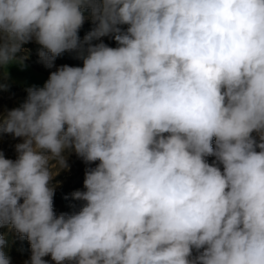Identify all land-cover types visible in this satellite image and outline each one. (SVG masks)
<instances>
[{
  "label": "clouds",
  "instance_id": "1",
  "mask_svg": "<svg viewBox=\"0 0 264 264\" xmlns=\"http://www.w3.org/2000/svg\"><path fill=\"white\" fill-rule=\"evenodd\" d=\"M32 41L46 68L83 66L0 114L22 138L0 151V227L27 239L25 264H264V0H0L5 77ZM73 152L98 163L57 215Z\"/></svg>",
  "mask_w": 264,
  "mask_h": 264
},
{
  "label": "rangeland",
  "instance_id": "2",
  "mask_svg": "<svg viewBox=\"0 0 264 264\" xmlns=\"http://www.w3.org/2000/svg\"><path fill=\"white\" fill-rule=\"evenodd\" d=\"M93 27L94 25L91 20L86 19L78 32L80 39L83 40L84 36ZM123 27L126 28L127 26ZM102 40L110 47L117 46L115 40L110 37H104ZM29 43H32V46H28L30 45ZM29 43L23 45L25 49L29 50L28 58L24 61L25 67L22 68L17 64L10 65L7 68L6 77L3 68H0V84L7 86V90H0V114H6L7 110L19 107L26 100L24 96L26 89L32 86L43 87L49 77L48 75L56 71L60 66L65 64L69 66H83V61L77 58L78 54L76 52H64L56 58L52 68H46L42 63L38 62L37 53L38 49H40L38 44L34 41ZM14 87H17V90ZM20 142H22V138H13L9 134H0V151L7 158L15 159V145ZM207 159L209 163H212L215 158L208 157ZM67 163L69 165L68 169L61 170L52 180V184L56 185L53 208L57 215L79 210L83 202L73 200L71 193L76 190H84L85 169L95 167L98 162L90 165L85 164L73 152L68 154ZM0 233L6 235L7 247L5 248V252L10 257L11 264H25V261L29 260L31 256L30 244L27 239H22L14 229L10 230L7 227H0ZM43 259L48 264H55L50 255L45 256Z\"/></svg>",
  "mask_w": 264,
  "mask_h": 264
},
{
  "label": "trees",
  "instance_id": "3",
  "mask_svg": "<svg viewBox=\"0 0 264 264\" xmlns=\"http://www.w3.org/2000/svg\"><path fill=\"white\" fill-rule=\"evenodd\" d=\"M85 15H89V13L88 12H85ZM80 34V33H79ZM30 45H28V46H32V43H29ZM39 47H41L40 45H38ZM50 75V74H49ZM48 75V76H49ZM15 88V90H17V87H14ZM24 96L27 98V91H25L24 92Z\"/></svg>",
  "mask_w": 264,
  "mask_h": 264
}]
</instances>
